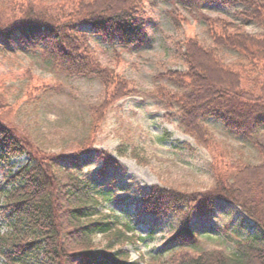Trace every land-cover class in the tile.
I'll list each match as a JSON object with an SVG mask.
<instances>
[{
    "label": "trees",
    "instance_id": "1",
    "mask_svg": "<svg viewBox=\"0 0 264 264\" xmlns=\"http://www.w3.org/2000/svg\"><path fill=\"white\" fill-rule=\"evenodd\" d=\"M144 2L0 0V59L17 52H38L41 60L59 71L97 79L104 91L101 101L89 108L85 136L70 154H56L43 150L12 125L16 112L22 106L36 109L51 86L33 81L28 70L19 86L13 84L11 72L0 74V163L9 168L3 178L6 188L0 191V214L6 224V231L0 233L3 264H139L123 250L117 223L100 213L91 182L65 165H77L90 155L109 109L138 94L132 80L100 62L88 35L125 49L145 45ZM184 2L195 9L215 4L241 7L240 25L203 18L209 43L197 36L176 43L185 70L158 74L156 79L165 80L174 90L159 86L152 93L164 107L176 111L182 133L207 152L213 182L202 191L151 186L140 193V212L154 218L178 217L180 227L171 241L182 249L196 241L189 226L193 218L209 213L219 202L230 205L259 233L237 242L231 254L214 248L181 250L172 264H264V0ZM249 25L261 33H248L244 27ZM223 51L237 57L226 61ZM208 120L249 143L259 163L232 156L204 125ZM96 153L104 164H116L106 153ZM20 157L26 161L13 172L10 162ZM94 235H105L107 246L98 248Z\"/></svg>",
    "mask_w": 264,
    "mask_h": 264
},
{
    "label": "rangeland",
    "instance_id": "2",
    "mask_svg": "<svg viewBox=\"0 0 264 264\" xmlns=\"http://www.w3.org/2000/svg\"><path fill=\"white\" fill-rule=\"evenodd\" d=\"M144 1L148 17L145 45L125 49L88 35L100 62L132 80L138 94L114 104L96 135L94 151L82 157L79 164L65 166L91 182L99 211L117 223L125 242L123 250L128 252L130 261L172 264L173 257L181 250L201 252L214 248L231 254L237 242L259 233L234 207L219 202L209 213L193 218L189 226L196 241L181 249L171 241L180 227L178 217L154 218L141 213L140 193L155 185L192 191L211 187L209 155L182 133L176 111L164 107L152 93L159 86L174 90L165 80L156 79L158 74L168 69L185 70L176 43L193 36L209 43L203 18H220L240 25L241 7L215 4L195 9L184 0ZM244 29L250 34L261 33L253 25ZM223 54L226 61L237 57L233 52L223 51ZM6 58L0 59V74L11 72L14 85L19 86L28 70L33 81L38 79L51 86L36 109L22 106L13 116L12 125L45 151L70 154L74 144L86 134L89 108L103 98L102 85L91 76L78 77L59 71L41 60L38 52H17ZM204 125L216 140L229 148L232 156L250 164L259 163L258 154L249 143L225 133L211 120ZM257 140H262L260 135ZM96 151L114 158L116 164H104ZM25 161V157L11 160L12 171ZM8 170L0 163V191L6 188L3 178ZM5 231L6 224L0 214V233ZM93 240L98 248L107 246L105 235H94Z\"/></svg>",
    "mask_w": 264,
    "mask_h": 264
},
{
    "label": "bare ground",
    "instance_id": "3",
    "mask_svg": "<svg viewBox=\"0 0 264 264\" xmlns=\"http://www.w3.org/2000/svg\"><path fill=\"white\" fill-rule=\"evenodd\" d=\"M209 67V70L212 72V73H216V70H215V68L213 67V66H208Z\"/></svg>",
    "mask_w": 264,
    "mask_h": 264
}]
</instances>
